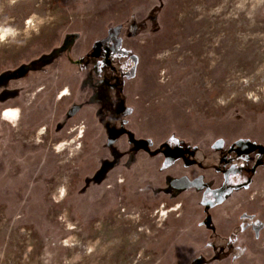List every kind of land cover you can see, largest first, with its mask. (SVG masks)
<instances>
[{"label": "flooded vegetation", "instance_id": "af4514ba", "mask_svg": "<svg viewBox=\"0 0 264 264\" xmlns=\"http://www.w3.org/2000/svg\"><path fill=\"white\" fill-rule=\"evenodd\" d=\"M199 1L218 5L53 0L46 48L0 71V208L32 223L60 211L66 233L92 238L140 203H179L184 238L173 264H264V133L162 113L155 52ZM198 42L196 58L178 44L187 70L207 53ZM220 42L230 47L217 41L216 53Z\"/></svg>", "mask_w": 264, "mask_h": 264}, {"label": "rangeland", "instance_id": "374dc122", "mask_svg": "<svg viewBox=\"0 0 264 264\" xmlns=\"http://www.w3.org/2000/svg\"><path fill=\"white\" fill-rule=\"evenodd\" d=\"M217 4L188 5L187 15L179 13L170 31L171 44L155 52L165 71L164 81L156 80L164 90L162 113L174 119L177 112L178 122L217 125L206 129L223 131L228 129L223 123L230 122L233 132L264 133V0ZM224 8H230V15H224ZM56 23L53 0H0V30L13 29L8 39L0 37V71L46 48ZM201 40H207V53L187 70L179 45L196 58ZM223 40H230V47L220 42L216 53L214 43ZM200 86L201 92L196 91ZM55 212L32 223L20 219V209L10 214L0 208V264H173V249L184 238L179 203H140L137 211H124L121 222L92 228V238L66 233L69 222Z\"/></svg>", "mask_w": 264, "mask_h": 264}, {"label": "bare ground", "instance_id": "6f19581e", "mask_svg": "<svg viewBox=\"0 0 264 264\" xmlns=\"http://www.w3.org/2000/svg\"><path fill=\"white\" fill-rule=\"evenodd\" d=\"M1 33H0V37L4 38V40L8 39L11 34L13 33V29L12 27H3L1 28Z\"/></svg>", "mask_w": 264, "mask_h": 264}, {"label": "water", "instance_id": "95a60500", "mask_svg": "<svg viewBox=\"0 0 264 264\" xmlns=\"http://www.w3.org/2000/svg\"><path fill=\"white\" fill-rule=\"evenodd\" d=\"M179 254H181V250H178V251L176 252V256H178ZM176 261H179V260L176 258Z\"/></svg>", "mask_w": 264, "mask_h": 264}]
</instances>
